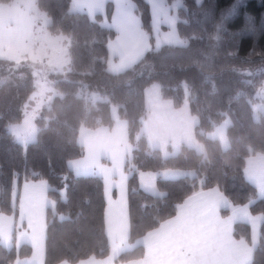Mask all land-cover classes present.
Masks as SVG:
<instances>
[{"label": "trees", "instance_id": "1", "mask_svg": "<svg viewBox=\"0 0 264 264\" xmlns=\"http://www.w3.org/2000/svg\"><path fill=\"white\" fill-rule=\"evenodd\" d=\"M131 1L151 48L131 68L115 74L109 68L108 45L116 32L101 16L91 20L73 11L72 0H36L50 19L48 31L68 39L67 65L51 72L32 61L0 59V213L17 216L15 186L45 181L52 205L46 215L44 264L108 258L104 180L75 176L68 163L85 155L78 143L81 128H112L111 109L116 107L128 125L131 146L124 169L130 243L174 218L177 205L189 197L217 188L233 207L251 204V214L263 218L251 264H264V198L258 199L257 189L244 175L246 160L264 155V0H168L170 5L177 3L176 29L182 45L160 48L155 46L147 1ZM111 15L109 4L107 16ZM35 72L51 87L46 92L50 101L36 111V141L24 145L9 128L21 123L31 106ZM153 84L175 108L189 106L197 118L194 136L200 149L183 145L177 154L165 157L150 147L142 121L147 114L145 91ZM228 118L229 148L224 150L208 135ZM162 170L195 175L157 179L161 196L140 188L141 172ZM229 213L227 209L221 214ZM234 236L250 243L249 225L237 223ZM32 252L27 244L10 250L0 247V264H15ZM144 253L143 247H136L116 263L141 259Z\"/></svg>", "mask_w": 264, "mask_h": 264}, {"label": "crops", "instance_id": "2", "mask_svg": "<svg viewBox=\"0 0 264 264\" xmlns=\"http://www.w3.org/2000/svg\"><path fill=\"white\" fill-rule=\"evenodd\" d=\"M146 1L150 7L155 46L182 45L176 29L173 5L168 0ZM109 4L112 6L110 17L107 16ZM71 7L73 11L86 14L91 20L101 16L102 23L116 32V37L108 45L109 68L113 73L125 72L150 50L149 38L143 29L136 5L131 0H72ZM38 14L41 13L36 0L0 3L1 60L35 61L38 53L52 56L49 37H44V30L38 29ZM64 46H67L66 42ZM66 63L67 60L65 65ZM156 95L158 97V89ZM145 103L147 114L142 121V132L152 147V138L144 129V120L152 110L147 89ZM185 106L186 104L175 108L170 103L173 111L168 113L177 117H171L170 128L164 125L158 127L164 146H156L154 149H159L162 153L167 151L170 156L172 153L177 154L183 145L194 148L201 146L194 136L197 118L194 116V119L189 106ZM111 116L114 121L112 128H81L78 143L84 148L85 155L68 163L75 176L101 177L104 180L107 202L106 234L111 248L110 256L106 259L91 258L78 264H118L116 259L122 253L136 247H143L144 257L120 264H251L260 242L263 218L251 214V204L233 207L217 188L200 191L189 197L187 200L191 198L195 202L190 214L181 215L178 210L174 218L165 221L135 244L130 243L128 176L124 170L131 153L128 125L120 119L116 107H112ZM164 120V116L159 118V122ZM229 125L230 121L226 119L208 135L209 138L218 140L224 150L229 148ZM218 129L223 130V135ZM168 136L175 139V144L168 140ZM250 166L254 175L264 182V155L249 157L244 169L246 180L257 189L258 199H263L261 183L256 180L250 182L248 179ZM174 171L184 173H164L160 174V178L189 176L182 170H162ZM142 178L143 172L139 174V185L142 190H146L143 188ZM50 205L52 203L48 198V185L45 181L24 182L21 186L14 187L13 206L17 209V216L0 213V247L10 250L27 244L33 250L30 257L18 259L15 264H44L46 215ZM227 209H230V213L223 217L221 213ZM237 223L249 225L250 243L234 236V226Z\"/></svg>", "mask_w": 264, "mask_h": 264}, {"label": "rangeland", "instance_id": "3", "mask_svg": "<svg viewBox=\"0 0 264 264\" xmlns=\"http://www.w3.org/2000/svg\"><path fill=\"white\" fill-rule=\"evenodd\" d=\"M198 1H201V0H198ZM176 7H177V3L176 4L174 3V5L172 7V9L174 10V14H176ZM40 13L41 14H38V16H37L38 20L40 22L38 24V29L44 30V34H43L44 37H46V35L49 37L48 43L51 44L52 56L47 57L46 55H41L40 53H38L36 55L37 59L35 61L32 60V63H34L35 65H38V66H42V68L44 67V68H46V70L48 69L51 72L63 71L66 68L65 66L67 65V63L65 65V62L67 60L66 57H68V49H67L68 48V39L64 35L52 34L50 31H48L47 27L50 23V20L44 12L40 11ZM64 42H66V45H67L66 47L64 46ZM34 75L36 77V79H35L36 91L34 92V94L30 98V100H31L30 105L31 106L28 107V110H26L23 121L19 124L11 125L9 128L14 139L17 140L18 142L24 144V145L36 141V138H37V126H36V122H35L36 114H37L36 111L39 110L43 104L50 101V98L48 97L46 92H50L51 87L48 86V84L46 85V83H45V85L41 83V76H39L40 75L39 73L35 72ZM156 89H158V97L156 95ZM159 91H160V89H159V86L157 84H153L147 88V94L149 97L150 106L152 107L153 111L151 110L150 114L144 120V129H145V132L148 135H150V138H152L151 146L153 148H156V146H164V141L162 140L160 134H158V127L160 125H162V126L164 125V127L170 128L169 124L171 122L170 120H172L171 117L172 116L177 117V116H175V114L172 115L171 113L170 114L168 113L170 111H173L170 108V103H172V102L168 101V100H163ZM161 102L163 104H161ZM168 102H169V104H167ZM172 105H173V103H172ZM186 106H187V104H186ZM161 116H164L165 120L159 122V118ZM192 117H194V116H192ZM256 118H258L257 115H256ZM194 119H196V118L194 117ZM196 121H197V119H196ZM229 121L231 124L230 119H229ZM168 138H170L168 140H170L173 144H175V142H176L175 139H172L170 136H168ZM194 144H195V142H194ZM197 149H200V147L198 146ZM163 150L164 149H162V151ZM163 153L165 156H169V153H167V151H163ZM175 154L176 153H172V155H170V156H173ZM167 171H169V170H167ZM185 172H187L189 176L195 175V172H192V171H185ZM164 173H184V172H178V171H174V172L146 171V172H143L142 183H143V188L146 189L144 191H146V192L148 191V193L153 194L155 196H161L162 194L157 187L156 181H157V179L160 178V174H164ZM162 179H164V178H162Z\"/></svg>", "mask_w": 264, "mask_h": 264}, {"label": "snow or ice", "instance_id": "4", "mask_svg": "<svg viewBox=\"0 0 264 264\" xmlns=\"http://www.w3.org/2000/svg\"><path fill=\"white\" fill-rule=\"evenodd\" d=\"M118 44L120 43V40H118L117 42ZM218 132H220L221 135H223V130L222 129H218ZM168 179H173L175 178V176H171V177H167ZM248 179L249 181H253V180H256L257 183H261V193L264 194V182H261V180H259L255 175H254V171L251 169V166H250V169H249V173H248ZM195 207V202H193L191 200V198L189 200H186L183 202V204L181 205H177V209L179 210V213L181 215H184V214H190L193 210V208Z\"/></svg>", "mask_w": 264, "mask_h": 264}]
</instances>
